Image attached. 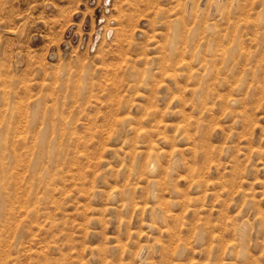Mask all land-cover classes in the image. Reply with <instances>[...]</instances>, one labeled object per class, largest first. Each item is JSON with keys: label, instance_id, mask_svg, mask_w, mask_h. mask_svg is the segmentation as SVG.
<instances>
[{"label": "rangeland", "instance_id": "374dc122", "mask_svg": "<svg viewBox=\"0 0 264 264\" xmlns=\"http://www.w3.org/2000/svg\"><path fill=\"white\" fill-rule=\"evenodd\" d=\"M0 185V264H264V0H0Z\"/></svg>", "mask_w": 264, "mask_h": 264}, {"label": "bare ground", "instance_id": "6f19581e", "mask_svg": "<svg viewBox=\"0 0 264 264\" xmlns=\"http://www.w3.org/2000/svg\"><path fill=\"white\" fill-rule=\"evenodd\" d=\"M54 148H55V147H54ZM2 171H3V170H2ZM2 174H3V173H2ZM3 181H4V180H3ZM1 184H3V182H2ZM5 184H6V182H5ZM5 184H4L3 186H8V185H5ZM0 187H1V185H0ZM1 188H2V187H1ZM5 188H6V187H5ZM7 190H8V189H7ZM7 190H6V191H7ZM1 191H2V190H1ZM2 192H3V191H2ZM6 193H7V192H6ZM2 195H3V193H2ZM2 195H1V196H2ZM3 199H4L5 201L8 200V199H6V198H3ZM9 201H10V200H9ZM6 204H8V203L5 202V205H6ZM7 215H8V213H7ZM8 216H9V215H8ZM5 218H6V217H5ZM5 218H4V219H5ZM5 221H6V219H5ZM9 221H10V220H9ZM3 223H5V222H3Z\"/></svg>", "mask_w": 264, "mask_h": 264}]
</instances>
